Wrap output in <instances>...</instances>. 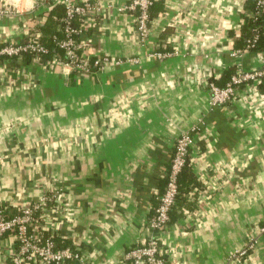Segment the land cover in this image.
I'll return each mask as SVG.
<instances>
[{
  "label": "crops",
  "instance_id": "0c3cea01",
  "mask_svg": "<svg viewBox=\"0 0 264 264\" xmlns=\"http://www.w3.org/2000/svg\"><path fill=\"white\" fill-rule=\"evenodd\" d=\"M60 1L32 0L41 6L35 19L0 17V47L25 42L31 20L43 24ZM74 1L101 9L80 50L122 64L80 75L50 58L0 59V207L54 193L39 226L57 248L79 253L80 262L63 264H125L149 235L174 143L190 133L193 181L154 232L163 263L224 264L253 240L245 264H264V78L239 86L226 105L208 103V84L226 70L264 66V52L232 54L231 34L253 0H153L144 38L130 0ZM12 243L0 237V264H12Z\"/></svg>",
  "mask_w": 264,
  "mask_h": 264
},
{
  "label": "built area",
  "instance_id": "2783aa9c",
  "mask_svg": "<svg viewBox=\"0 0 264 264\" xmlns=\"http://www.w3.org/2000/svg\"><path fill=\"white\" fill-rule=\"evenodd\" d=\"M27 0L23 5L14 0H0V17L21 14L24 11L35 19L37 9L41 6L30 4ZM255 12L245 14L247 17L256 16L264 12V0H254ZM64 14L59 19L62 25L63 37L55 41L56 48L63 54V58L54 55L46 60L47 64L54 66L68 65L80 75L87 74L92 68L101 70L107 64L120 66L122 61L111 60L108 56L91 57L85 50H80L78 38L85 33L89 24L87 20L95 19L100 12L97 2L74 0H61ZM153 0H130L126 10L135 14L134 24L138 36L144 38L149 31L150 9ZM41 5V4H40ZM29 15V16H30ZM34 21V22H32ZM33 27L25 42L8 43L0 47V57L6 59H21L25 54H33L35 58L48 56V49L37 40L39 32L36 30L38 21L31 20ZM34 36V37H33ZM252 45L247 42L245 50L249 51ZM242 51H233L238 54ZM129 64L137 63V58L127 60ZM264 78V66L256 71L244 72L237 69L224 87L220 88L214 83L208 84L210 106H223L228 104L236 89L246 82H260ZM194 144V136L183 133L175 141L169 166L165 174V185L162 192L157 196V205L153 215L147 221L149 235L146 241L137 247L130 248L125 254V264H164L161 259V246L154 232H162L169 221V214L175 206L178 196V178L189 156L190 149ZM55 200L54 193L41 195L37 201L29 206L11 208L8 215L0 210V237L9 235L12 238L10 260L12 264H63L65 262L81 261L79 253L70 248H57L53 234L43 233L39 226L40 216ZM41 210L39 216L34 213ZM16 212V213H15ZM9 216V217H7ZM259 233L264 241V224L259 228ZM254 248L251 240L243 249L230 254L224 264H245L249 250Z\"/></svg>",
  "mask_w": 264,
  "mask_h": 264
},
{
  "label": "trees",
  "instance_id": "16d2710c",
  "mask_svg": "<svg viewBox=\"0 0 264 264\" xmlns=\"http://www.w3.org/2000/svg\"><path fill=\"white\" fill-rule=\"evenodd\" d=\"M244 9L246 14L255 12L254 0L246 2ZM63 14H64L63 6L61 4H56L55 6L50 8V10L45 11V21L43 22V24L36 26V30L39 32V37L37 38V40H39V42L48 49V56L41 57V59H46V58L52 59V57L59 51L56 48L55 41L63 37L62 25L59 22V19L63 16ZM242 19H243V24L240 27V32L238 36L234 37V35L231 34L233 41V49L243 51L245 50L247 42H249L252 45V47L249 49V52L251 53L264 52V12H259L256 16L253 17H247L243 15ZM59 55L62 56L61 54ZM1 58L3 57H0V59ZM33 58H34L33 54L24 55V60L26 62L32 60ZM233 73L234 70L232 68L226 70L223 73L220 80L213 81L214 84L220 88L224 87V85L228 82V80L230 79ZM259 91L264 93V79L259 84ZM186 181L188 182L193 181L191 175L189 156L187 157L186 163L178 178V196L176 201H178L181 195L187 191L185 189L187 185ZM0 210L4 214L8 215L9 212L8 208L6 209L0 207ZM41 212H42L41 210L35 212L34 217L39 216Z\"/></svg>",
  "mask_w": 264,
  "mask_h": 264
}]
</instances>
